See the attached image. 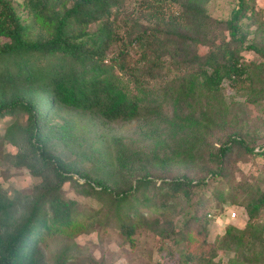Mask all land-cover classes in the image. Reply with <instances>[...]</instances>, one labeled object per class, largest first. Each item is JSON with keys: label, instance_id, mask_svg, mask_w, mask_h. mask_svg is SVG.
I'll use <instances>...</instances> for the list:
<instances>
[{"label": "trees", "instance_id": "obj_1", "mask_svg": "<svg viewBox=\"0 0 264 264\" xmlns=\"http://www.w3.org/2000/svg\"><path fill=\"white\" fill-rule=\"evenodd\" d=\"M235 1L222 20L208 14L212 0H0V121L10 119L0 145L17 148L0 158L40 181L29 194L0 188V264H97L78 237L115 233L133 247L141 232L163 253L156 264H231L220 251L264 264V171L236 181L238 162L264 165V136L236 119L223 88L244 92V104L264 100V27L255 0ZM76 116L150 127L141 149L117 139L74 154ZM65 183L95 206L63 197ZM227 202L247 221L210 243ZM53 237L47 258L40 243Z\"/></svg>", "mask_w": 264, "mask_h": 264}, {"label": "rangeland", "instance_id": "obj_2", "mask_svg": "<svg viewBox=\"0 0 264 264\" xmlns=\"http://www.w3.org/2000/svg\"><path fill=\"white\" fill-rule=\"evenodd\" d=\"M236 1L235 0H212L208 5L207 11L210 16L217 19L226 20L229 19ZM252 3H248L249 6ZM252 7V16L256 21V26L260 25L264 27V0H255ZM251 8V7H250ZM250 12V11H248ZM255 28V27H254ZM252 37H250L251 39ZM249 39V40H250ZM199 53L204 54L205 49L199 48ZM255 56L252 53H244V60L250 62L254 60ZM224 93L228 98L233 99L235 107V117L241 124L247 123L249 129L262 133L264 136V100H262L257 106L252 104L243 103L244 92H237L228 82L223 85ZM245 105V106H244ZM62 119H53L50 121V126L62 127L64 120H70L74 114H63ZM20 124L26 122L24 114L17 116ZM146 118H141L139 121L128 123V124H102L101 122H92L89 118L83 116H76V122L78 124L76 138L77 141L73 145L74 154H88L90 155L93 149L99 147L107 148L116 145L115 140H119L121 145H125L128 148L137 147L141 149L144 145L141 142L140 127L143 130L148 129L150 126L145 125ZM10 121L9 118H5L0 121V134L3 133L5 124ZM149 121H151L149 119ZM152 128V127H151ZM133 146H130V145ZM72 147V148H73ZM92 149L91 151H89ZM17 152V148L9 145H0V156L5 154L14 155ZM69 153V151L67 152ZM2 157V156H1ZM259 165H254L251 162H238L236 168L240 173H236V181L239 182L242 177L252 181L255 176L262 177V171H264V165L262 160H259ZM6 160L0 158V188L3 189H15L23 194H29L33 191V188L39 185L40 181L34 177H31L26 169H16L12 166L7 165ZM76 178V177H74ZM83 182V180H80ZM61 194L66 199L76 200L77 206L80 210L89 209L90 206H95V202H87L86 199L75 191L72 183H65L62 186ZM90 204V205H89ZM225 211L222 215L216 216L208 225L207 241L213 243L215 239L222 236L226 225H233L237 228H243L247 216L244 210L230 203H225ZM231 214H235L236 218H230ZM185 220L184 216L176 217L175 225L177 228L182 226ZM119 235L111 234L102 241H97L95 234L89 236H80L77 238V243L80 247H86L88 254L93 256L97 264H156L162 263L163 258L160 255L163 253H155L156 240L152 239V236L147 233H137L136 243L133 247H126L123 245ZM59 238L53 237L46 239L40 243V247L45 250L46 257L55 254L58 247ZM189 245V251H197L196 247L200 243L194 236ZM155 251V252H154ZM220 259L223 263L230 262L235 264L233 255L223 251L219 252V256L216 260ZM168 264H175L168 262Z\"/></svg>", "mask_w": 264, "mask_h": 264}, {"label": "built area", "instance_id": "obj_3", "mask_svg": "<svg viewBox=\"0 0 264 264\" xmlns=\"http://www.w3.org/2000/svg\"><path fill=\"white\" fill-rule=\"evenodd\" d=\"M230 218H231V220H232V219H235V218H236V215H235V214H231V215H230Z\"/></svg>", "mask_w": 264, "mask_h": 264}]
</instances>
